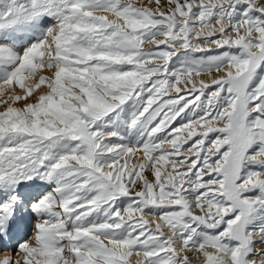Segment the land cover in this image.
<instances>
[{
  "label": "snow or ice",
  "instance_id": "1",
  "mask_svg": "<svg viewBox=\"0 0 264 264\" xmlns=\"http://www.w3.org/2000/svg\"><path fill=\"white\" fill-rule=\"evenodd\" d=\"M0 264H264V0H0Z\"/></svg>",
  "mask_w": 264,
  "mask_h": 264
}]
</instances>
